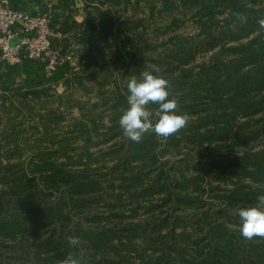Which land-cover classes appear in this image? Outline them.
I'll return each mask as SVG.
<instances>
[{"label": "trees", "instance_id": "obj_1", "mask_svg": "<svg viewBox=\"0 0 264 264\" xmlns=\"http://www.w3.org/2000/svg\"><path fill=\"white\" fill-rule=\"evenodd\" d=\"M260 1L148 0L152 15L160 6L159 13L171 15L168 29L180 23L176 12L192 11L203 42L176 34L169 43L154 46L144 21L109 10L99 32L92 19V27L75 36L86 69L91 75L107 71L115 56L113 61L124 63L127 79L112 81L113 90L104 87V79L98 100L79 104L81 120L65 131L58 129L66 118L59 107L46 115L7 118L11 108L1 97L0 264H59L70 252L85 264H264V239L254 238L248 247L239 231L229 228L233 206H251L264 195V145L252 147L264 138L262 118L252 126L254 116L264 112V29L258 24L264 6L255 7ZM68 29V21L60 26L64 34ZM204 41H213L206 50L218 51L215 57L226 58L201 65L198 77L191 79ZM63 43L67 50L69 39ZM145 63L162 69L179 111L193 106L199 118L166 140L149 132L137 143L123 135L118 121L128 107L127 83L140 77ZM74 76V84L84 86L85 77ZM23 95L37 99L39 93ZM23 104L30 110L29 103ZM104 113L109 125L103 123ZM219 142L228 143L230 153H205L203 174L197 165L190 168L189 154L173 163L164 159L182 143L204 148L221 147ZM101 145L108 146L95 151ZM208 192L230 207L213 206V212L199 214L194 225L199 230L219 222L193 239L187 230L191 217L184 214L204 207L202 196ZM73 235L81 240L77 248L68 243ZM205 241L207 251L201 245Z\"/></svg>", "mask_w": 264, "mask_h": 264}, {"label": "rangeland", "instance_id": "obj_2", "mask_svg": "<svg viewBox=\"0 0 264 264\" xmlns=\"http://www.w3.org/2000/svg\"><path fill=\"white\" fill-rule=\"evenodd\" d=\"M179 1V0H177ZM110 3V2H109ZM134 3L133 5L136 6V13H133V11H130L133 13L131 16L130 14H128L127 8L130 7V4ZM130 4H125V6H127V8H125L124 6V10H121V17H123L122 15H126L128 17V19L133 20L134 22H141L144 21L145 22V26H146V32L149 34V41L148 43L153 44L154 46H162L164 43H169L170 39L176 35L179 34L181 36H187V37H195L198 38L200 42H203L202 36H199V32H200V28L197 24V22L193 19L192 16V11H186V15L184 12H181V14H179L180 12H176L175 15H178L179 18V25L176 28H171L168 29L169 26H171V19H170V14H168L167 12H161L159 13V11H162L163 7H159L158 9H156L152 15V9L150 8L149 2L148 0H130ZM132 6V5H131ZM264 6V0L260 1V2H256L255 3V7L256 8H260ZM134 7V6H132ZM132 10H134V8H131ZM124 12V13H123ZM119 13V12H118ZM125 16V17H126ZM155 17V18H153ZM222 17V16H220ZM151 18V19H150ZM98 24V31L102 32V28H103V24L101 21H97ZM60 29V27H58ZM126 41V40H125ZM124 41V42H125ZM213 41L209 42V41H204V43H206L200 50L199 53L197 55V60H196V68L193 69V74L191 75V79H193V77H198L199 72L202 70L201 65H205V66H210L211 64H213V62H217L218 60V55L215 57V55L218 53V51H213V50H206L207 47H209L212 44ZM70 44V43H69ZM78 44V43H77ZM73 45L70 44V46H72L70 49L72 50V54L74 55V60L71 61L72 64L67 65L66 67H64L63 69H61L58 73H55L53 75H47L46 74V70L44 69V64L43 63H39L40 66H37L40 71L42 72L41 75H43V77L41 78L42 80H44V85L45 86H53L55 87L54 89L51 88L52 94H57V95H53L49 100L48 103L45 102L46 106L48 105V108L50 107H59V112L62 115H65L66 118H64V121H61L59 124V130L65 131L66 129H69L70 127H72V125H74L77 121L81 120V114L79 111V104H87L86 101H90L91 103L96 102L98 100V94L100 92H97L95 94V92H89L90 95H86L84 93H82L83 89L81 90L80 88H77L78 90H74L75 93L71 94H67L65 101H68L66 103V105H62L61 103V98L63 97L62 95L64 94V88L63 86L65 84V82L62 81V79H68L70 77H72V79L75 78V74H83L85 76L86 74V62L83 59L82 56V50L80 45ZM124 44V43H122ZM115 57V56H113ZM113 57H111L112 59H114ZM125 58H128L129 56L125 55ZM110 58V59H111ZM220 58H226V56L220 55ZM219 58V59H220ZM5 63V62H3ZM8 66V63H5ZM5 66V65H4ZM7 67V66H5ZM89 70V69H88ZM125 70H121L120 75H114L113 78L122 80V81H126V77L124 76ZM123 74V75H122ZM19 75V74H18ZM39 74H32V75H25L24 76H17V77H13V76H9V78L7 76L3 74H1L0 76V100L2 103V96H7V93L10 91H7L6 89H3V85H7L10 86L12 89L15 88H20L21 84L23 85H28V86H35L36 85V81L39 80ZM71 79V78H70ZM90 83V82H89ZM42 84L43 86V81L38 83L37 85ZM43 86V87H45ZM64 86V87H65ZM75 86V84H74ZM42 87V88H43ZM67 87V86H66ZM81 91V92H80ZM71 95V97H70ZM204 97L203 94L199 95L198 97ZM70 97V98H69ZM192 98H189V101H191ZM188 101V100H187ZM184 103V102H183ZM3 105V104H2ZM1 110V107H0ZM50 110V109H49ZM182 112H186L189 117L190 120L188 122V124L192 123L193 121H195L196 119L199 118V114L196 111L197 109L195 107H183L180 109ZM4 111V110H3ZM101 111V110H99ZM33 112V115L36 114H40L42 113V109H36ZM103 112V111H102ZM28 117L31 114L29 112H24ZM46 115V111L44 112ZM105 115L103 116V123H105L106 125H109L110 123V119L109 117H107L109 114L108 113H104ZM3 117H5L4 119H6V116L3 114ZM2 117V118H3ZM99 117V116H98ZM262 118V120L260 121L261 123H264V112L254 116L253 119V125L254 127H256L257 124L256 120ZM241 120H245V119H241ZM96 142V141H95ZM162 142V141H161ZM219 144H221V147H218L217 144L213 143L212 145H210L209 147H204L201 148L199 147L198 143L194 144V143H182L181 146H177V147H171L170 148V152L165 153L164 159H168L169 162L173 163V162H177V159H180L182 157H186L187 154H189V156L191 157V163H190V168H193L195 165L198 166L199 169H201L202 174L203 172L206 173L205 169L207 168V162H208V158L207 156H205V153H209V154H214V155H218L219 154V150H222L224 152L230 153L231 148L229 147L228 143L223 144V142H219ZM224 145V146H223ZM264 145V138H261L259 141H257L256 143H254V145L252 146L254 149H260L262 146ZM108 145H101L99 147L95 148V151H99L105 147H107ZM216 146V147H215ZM239 152H242L240 150H237ZM197 168V171L194 170L193 171V175L199 173V170ZM226 174V173H225ZM213 174H210L209 178L212 177ZM210 183V182H208ZM213 185H218V182L216 181L215 178H213L212 181ZM228 186V184L223 185V187ZM221 192V191H220ZM203 201L204 202V207H202L199 211H196L195 213L189 211L186 212L184 215L187 217H191V221H189V224L187 226V230L191 233L189 235H191V237H193V239H199L203 236L206 235L208 229L210 228V226L214 225L215 223H218L219 221L217 220L216 222L211 221V225H205L203 227V230H199V228H195L194 225L197 223L196 219L197 216L199 214H201V216H203L205 214V211H208L209 213L213 210V208H227L229 209V205L225 204L224 202H222V200L218 201V199L214 196V193H206L202 196ZM216 205V206H215ZM214 206V207H213ZM229 206V207H228ZM213 207V208H212ZM241 208L240 206H233V213H232V223L229 224V228H231L232 230H238V227L240 225V220L239 217L237 215V210ZM216 217H218V215H216ZM77 215L74 216L73 219H76ZM75 221V220H74ZM207 241L205 242H201V245H205V251L208 250L207 245H206ZM242 244L251 247L250 246V241L248 240H242ZM15 245V244H13ZM17 247V249H22L23 244H17L15 245ZM188 250L191 252L193 251L192 247H189ZM8 253V252H6ZM15 254V252L13 253V255ZM9 255V254H7ZM12 255V254H11ZM9 255V256H11Z\"/></svg>", "mask_w": 264, "mask_h": 264}, {"label": "crops", "instance_id": "obj_3", "mask_svg": "<svg viewBox=\"0 0 264 264\" xmlns=\"http://www.w3.org/2000/svg\"><path fill=\"white\" fill-rule=\"evenodd\" d=\"M13 3V6L17 9L32 12V13H46L50 16L52 23L56 26L60 27L64 22L68 21L70 24V29H68L67 33H63L65 35V38L69 39L70 44H77V39L75 38L76 33H83L85 29H90L92 27V19H97V21H101L103 24V27L105 23L109 20L108 17V11L111 10L113 12H116L117 14H121V10H124V4L120 5H111L109 3V0H11ZM134 3L130 4V7L127 8L128 14H130V11H133V13H136V6L133 5ZM134 7H132V6ZM131 8H134L132 10ZM119 12V13H118ZM124 13V12H123ZM131 12L130 16L133 14ZM123 18L126 15H122ZM127 17V16H126ZM103 29V28H102ZM79 45V44H77ZM111 67L108 68L107 71L97 72L94 75L92 74V70L89 69L86 71L84 81V86H78L75 84L74 86V80L72 77L66 79H62L63 82H65L66 86L64 88V94L61 98L62 105H66L68 101H65L66 95L71 93H75L77 88L83 89L82 93L86 95H90L89 92H99L102 87V81L104 79H107L105 81L104 87L106 89L113 90L115 88L112 81L116 80L113 78V76L120 75L121 70H123L124 63L113 61L111 58ZM7 67H5V66ZM40 66L39 63L33 62L30 60H25L21 65L18 66H8L5 63H3L0 60V76L4 73L5 76L9 78V76L17 77V76H24L25 75H32V74H39V80L36 81L35 86H28L21 84L20 88L12 89L10 86H7L6 84L3 85V89H6L7 91H10L7 93L6 96V102L5 105L7 107L11 108V114L8 117H15L17 113H19L20 117L27 116L24 112L34 111L36 109H42V113L45 115L50 109H54V107L48 108V105L46 106L45 102L48 103V100L53 96L57 94H52V89L55 87L53 86H45L44 80L41 78L43 77L42 72L37 67ZM19 74V75H18ZM104 75H107V78L104 77ZM43 81V87L42 84L37 85L38 83ZM90 82V83H89ZM43 87V88H42ZM28 90H35L39 93L37 96V99H34L32 97H24L23 94L27 92ZM44 90H47L45 92ZM75 90V91H74ZM81 92V91H80ZM71 97V95H70ZM69 97V98H70ZM23 103H29L30 104V110L25 108ZM3 103H1L0 100V107ZM60 107V106H59ZM56 108V107H55ZM33 113V112H32ZM39 115V114H36Z\"/></svg>", "mask_w": 264, "mask_h": 264}, {"label": "clouds", "instance_id": "obj_4", "mask_svg": "<svg viewBox=\"0 0 264 264\" xmlns=\"http://www.w3.org/2000/svg\"><path fill=\"white\" fill-rule=\"evenodd\" d=\"M238 18L246 20L239 15ZM258 24L264 29V19H260ZM161 73L158 65L145 63L140 77L132 76L127 83L128 107L122 111L118 123L123 135L133 142H140L149 132L166 140L185 128L190 120L186 112L179 111L178 100L170 98V82ZM237 215L241 222L238 231L243 239H264V195H259L255 204L239 208ZM68 243L77 248L81 240L73 235L68 237ZM59 264H85V261L82 256L70 252Z\"/></svg>", "mask_w": 264, "mask_h": 264}, {"label": "built area", "instance_id": "obj_5", "mask_svg": "<svg viewBox=\"0 0 264 264\" xmlns=\"http://www.w3.org/2000/svg\"><path fill=\"white\" fill-rule=\"evenodd\" d=\"M65 35L46 13L17 9L11 0H0V60L11 66L25 60L43 63L47 75L71 65L74 55L64 49ZM16 41V42H15Z\"/></svg>", "mask_w": 264, "mask_h": 264}, {"label": "water", "instance_id": "obj_6", "mask_svg": "<svg viewBox=\"0 0 264 264\" xmlns=\"http://www.w3.org/2000/svg\"><path fill=\"white\" fill-rule=\"evenodd\" d=\"M16 42V41H15Z\"/></svg>", "mask_w": 264, "mask_h": 264}]
</instances>
